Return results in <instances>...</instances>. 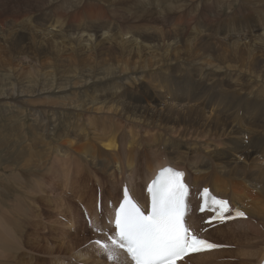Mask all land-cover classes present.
<instances>
[{
	"label": "bare ground",
	"instance_id": "obj_1",
	"mask_svg": "<svg viewBox=\"0 0 264 264\" xmlns=\"http://www.w3.org/2000/svg\"><path fill=\"white\" fill-rule=\"evenodd\" d=\"M79 15L80 12H77L72 17L73 19H77ZM147 18L148 17H146V19ZM56 23L57 22H51L47 26L46 32L48 35H50V37H64L62 39V42L65 44V48H67V50L75 51V48L86 50V48L91 45L90 41L93 38H85L83 35H80L78 37L68 35L70 33L67 32V34L64 27L60 24L57 25ZM146 30L147 28L145 29V31ZM193 30L195 36L203 32L199 29ZM258 30L260 31V33L258 35L259 38L256 40L241 38L239 37V33L234 38L229 39V41H231V46L229 47L227 45H224V47L221 48V51L216 54L215 61L212 60L211 62H209L210 59L208 58L209 56L207 57L208 54L203 57L196 56L197 59L194 56L196 60H194L195 63H193L194 61L191 60L193 61V66L195 67V69H197V71H209L211 68H213L215 70V75L218 72H224L220 68V65L228 60H239V48L241 46H244L246 51H251L254 54H256L257 48H261L262 50L264 49V24L259 26ZM182 32L179 31L176 33L175 31L171 35L173 38V42L170 41L172 46L168 44V41H166L164 37L165 34H162L161 31L158 32L160 33L159 36L158 34L156 35V33H151L154 35V38L155 35L157 36V38L151 42L145 39L148 43L144 44V42H142L144 44L142 48L144 49L145 46L146 50H149L150 55H157V53L159 55L161 50L162 52H165L166 49L170 50V52L172 51V49L176 51L177 46L175 47L174 40L179 41L180 39H182V34H184ZM101 33V36L99 35L100 38L102 37L110 41L121 39V37L117 38V34L112 36L105 32ZM92 34L91 36L93 37ZM143 34L141 35L142 37ZM137 36L139 35L137 34ZM170 37L169 40H171ZM137 38L128 36L127 40L122 39L116 42L117 44L119 43L117 45L118 47H116V51L121 48L123 50V55L129 54V52L125 49L124 44L120 43L122 41L125 44H130L132 48L135 46L137 53L139 51V54H141L139 49L141 43L138 41L139 38ZM187 38L189 40L191 39L189 37H186V39ZM186 39L185 41L187 42ZM199 39L200 38H198V40ZM107 40H105V42H107ZM191 41L192 39L190 40V42ZM201 41H203V39ZM229 41L227 43H229ZM55 43L57 44L58 42L56 41ZM116 43L113 44L116 45ZM94 44L95 42L93 43V45ZM130 45H128V48H130ZM189 45L188 47L190 48L191 46ZM193 47L194 46L192 45V48ZM197 51L199 52V50ZM181 52L182 50L179 53ZM186 52L187 51L185 50V53ZM182 53H184V50ZM113 55L116 56L117 54ZM131 55L133 56V52ZM188 55H186L187 58L190 57V55ZM120 56L122 55H117L116 58H113V60L116 59L115 62H117V64L113 63L115 65L110 64V62H106V64L104 63V65H102L101 63H97V68L103 72L101 75H97L94 73H85L87 74V76L84 79H80L79 77L74 75L69 76L68 79L65 76H61L56 80L54 79L55 86H49L48 90H40L37 94H34V96L39 98L37 100L38 102H41L42 100L45 102L44 105H46V109L35 108L33 112H40L44 115L46 112H49V114H51V117H53L52 120L49 121L52 122L50 123L52 127H49L58 129L60 131L58 134H52L53 138H55L57 141V145H59L57 146V150L55 151V157L53 158L55 159L54 161H59L64 167H71L72 165L76 166L78 168V172L81 174L79 176L74 173L72 176L74 178V176L76 175V180L73 182L72 180L71 182H67L64 186L62 185L63 187H61L57 183L58 176L54 174L49 175L50 181H48V184L46 183L47 185L46 187L44 186L45 188L40 187V184L36 183L37 181L34 178L36 184L33 185L40 188L38 190L37 188H34V190H37V195H32L33 192L31 193L32 196L29 198L27 206L30 209H35L32 216L34 217V220L36 218L38 219L37 221L39 225H37V227L45 224L43 234L45 235V241L47 244L43 245V237L31 235L28 236V241L32 243V246L25 247L24 239L26 237V234H24L23 231L15 233V230L9 227L5 221V219L11 214L0 212V255L14 257V259H16L15 262L19 264H47L50 259H53V261H55V263L53 262V264H112L111 261L105 258L104 254L99 248V245H96L94 243L88 245L87 247H84V244L90 241V239H87L85 241V238L87 237V234L89 232V228H87L86 223L90 224V230H96L94 235L102 236V239H104L105 236L113 235L115 229V210L122 197V191L124 187L131 189L133 195L139 200L138 202L142 206V208L145 211H148L151 203L150 192L148 189L152 179L155 176V173L161 168L171 166L177 170H181L184 173V180L190 185V194L188 197L189 210L186 214L190 227L198 236L207 239L211 243L220 245V247L215 249H207V251L201 253L190 254L187 257L176 261V264H260L264 258V194L259 193L252 182L248 181V183L244 185L235 177H242V166L240 165V163L242 162V157L244 159L245 156H248L249 158L253 159L252 169L259 171L261 173V176L264 178V150L258 152V149L260 147L264 149L262 144L254 138L251 131L239 128H235L234 131L230 132L226 136H223L222 131H220V124L223 120L216 118L218 115L214 114L211 111L210 115H215L216 117L214 116L215 118H213L212 116H210L212 118H209V121L204 124L201 131L193 127L177 129L170 124L153 121L147 118H138L132 116L133 111H140L143 109V107L140 106L139 103L135 104L132 101L133 96L135 95L134 93H132V90L136 89L137 91L142 92V88H144L143 84L139 85L138 82H136V79H139L141 80V82H143L144 74L150 66V68H152L153 66H155V68H159L160 65L163 64L155 61L154 63L149 62L144 64L141 69H138L135 66L129 68L124 65L129 60H124L125 58L122 57L118 58ZM108 60H111V58ZM116 70L119 71L123 76V78H121L122 86L120 88H117V80L112 74V72ZM224 73L227 78V83L233 84L234 89L241 86V89L243 91L247 90V94H255L256 96L260 94L264 95L263 78L245 72L243 69L232 70L230 68H227ZM242 74L247 75L246 80H241L240 76ZM211 81L212 79H207L205 80V83L209 84ZM123 85H128L130 87V91H123ZM23 97V95L19 94L18 97L15 98L17 104H15L14 106L12 104V106H10V102H6L8 101V98L4 97L6 98L4 99L0 97L1 104L5 106L8 104V108L5 110V113L7 115L16 113L18 111V106H21L24 102L22 100ZM13 98L14 97H12V99ZM214 100L218 102H229V100L225 98H214ZM18 102H20V105L18 104ZM250 104L251 103L248 102V105ZM155 105H157V103H155ZM183 105L185 106V104ZM166 107L167 106H165L164 104V106L161 108L164 109ZM12 118L15 117H9L8 115V119ZM62 119L65 120L62 121ZM97 120H99V122ZM105 120H119L121 121V123H118V121H116V123L114 124L116 126H113L111 124V126L108 127L105 125V123L107 124ZM100 123H103L102 126L105 130L101 128H99L101 130L97 129ZM7 124L10 125V123L5 122V124H3L1 128L6 132L5 136L7 138V141L10 143L8 148H6L3 144L2 135H0V151L1 149H3V147L6 148L2 152H0L1 160H3L6 164V159L10 160L8 161V164H16L15 168H18L17 170L20 171V168L22 167L29 165L31 166L33 161L32 158L27 157L29 154L26 155V153L17 149L15 146L17 142L16 134L18 133L16 129H21L20 124V128H9ZM129 125H136L137 127L144 128L146 130L149 128L150 131L146 132L138 128L130 129L127 127ZM106 128L110 129L109 134L107 133ZM115 139L118 140V143H113ZM86 143L94 144L90 146ZM45 144L47 143L45 142ZM96 145H99L100 148H98ZM41 146L37 147L36 153H31L32 155L30 154V156L35 157L39 155L42 152L40 149H43L40 148ZM9 149H14L16 153H11ZM151 151L154 152L157 156L159 155V153L166 155L169 152H173L176 155L172 156L171 158H167L165 156L162 159L151 160L148 156V153ZM197 151L202 152L204 156V161L202 163L199 158H195ZM257 153H261L262 155H258ZM257 156H259V159L256 158ZM105 157L108 158V164L106 166L107 171L103 177H96L89 171H94L96 169V165L99 167L104 166L105 163L103 161V158ZM34 159L36 160V158ZM94 161H96V165ZM50 163L48 162V165L52 166L50 165ZM8 166L10 167L11 165ZM38 167L40 168V166ZM47 167L45 166V168ZM24 169L25 168H23V170ZM42 169L44 168L42 167ZM51 171L49 173H51ZM20 172L22 173V171ZM39 172H37V174ZM43 172L40 173L43 174L42 179L40 178L41 180H43V176L45 175ZM68 172L71 173L70 170ZM231 173H233L235 177L231 176ZM40 174L38 176H40ZM5 175L6 174H4V176ZM8 179V183L11 180L16 182V179L14 178L8 177ZM29 183H31V181H29L28 184ZM97 185H100L101 191L96 194L93 191V187ZM205 188L209 189L211 194L217 197V199L228 201L230 211L224 213V219L210 222V219L216 214V211H214L213 209L217 207L215 205H211V202H209V206H207L205 210L201 211V207H203L202 191ZM27 191L26 193L28 194ZM70 199L76 200L79 205L78 207H81V209L75 207L69 201ZM41 204H45L46 207H48V204H50L51 206L55 204L63 205V211L65 212V214L57 213L54 215H50L49 210L46 209L49 215V217L46 218L45 215L40 214L39 210H37V207ZM236 209L243 211L246 214L245 217H233L234 211ZM84 217L86 218L84 219ZM86 219L88 220L86 221ZM81 223L84 224L83 228H81ZM101 228L103 229L102 232L99 230ZM213 228H215V230L219 232L222 238V240H220L219 242H215L207 237L208 231ZM250 232L252 233V235L249 234ZM14 235H16V242L13 241ZM93 239L101 240L99 238ZM42 245L44 256L41 263L35 261L34 259H30L23 252L24 250L33 251L34 248L37 250H42ZM226 247L227 249H225ZM122 258L124 259L125 264H131V259H129L128 256L125 255ZM2 264L7 263L2 261Z\"/></svg>",
	"mask_w": 264,
	"mask_h": 264
},
{
	"label": "rangeland",
	"instance_id": "obj_2",
	"mask_svg": "<svg viewBox=\"0 0 264 264\" xmlns=\"http://www.w3.org/2000/svg\"><path fill=\"white\" fill-rule=\"evenodd\" d=\"M263 5L264 0H0V97L8 98V101L6 102H10L9 105L14 106L17 104L15 98H17L19 94L24 96L22 98L24 101L22 104L23 106H18V111L16 113H12L11 115L8 114L9 117H15L12 119H8V115L5 113L8 104L5 106L0 103V106L2 107H0V135H2L4 146L8 148L10 142L7 141L5 136L6 132L3 131L1 126L5 124V122H8L10 123V125L7 124L9 128L21 127V129H16L18 133L16 134L17 142L15 146L17 149L26 153V155L29 154L27 157L32 158L33 161L31 166L29 165L20 168V171H22L21 173L17 170L18 168H15L16 164H8V161L10 160L6 159L7 164L11 165L9 167L3 160H1L0 156V212L11 214L5 219V221L9 227L15 230V233L23 231L24 234H26L24 239L25 247L32 246V243L28 241V236L31 235L43 237V245L47 244L45 241V235L43 234L45 224L37 227V225H39L37 221L38 219L36 218L34 220V217L32 216L35 209H30L27 206L29 198L34 194L37 195V190L40 187H46L48 181H50L49 175H57V183L63 187L67 182H71V180L72 182L75 181L76 175L80 176L81 174L78 172L76 166L72 165L71 167H64L59 161H54L55 159L53 158L55 157V151L59 145H57V141L53 138V135L58 134L60 131L51 128L52 125H50V123L52 122L49 121L52 120L53 117H51L49 112H46L45 115L40 112H33L35 108L46 109V105H44L45 102L43 100V102H38L37 100L39 98L34 96V94H37L40 90H48L49 86H55V80L61 76H65L68 79L69 76L74 75L80 79H84L87 76L85 73L101 75L103 72L97 68V63H101L102 65H104V63L106 64V62L117 64V62H115L116 59L113 60L117 55H122L118 58L122 57L125 58L124 60H129L124 64L129 68L135 66L138 69H141L146 63H154L155 61H158L160 64H163L159 67L161 69L157 66V68H155V66L150 68V66L145 73L146 75L144 74L143 82L136 79V82H138L139 85L143 84L144 88H142V92L137 91L136 89L132 90V93L135 94L132 101L135 104L139 103L143 109L140 111H133L132 116L170 124L177 129L193 127L201 131L204 124L209 121V118L216 117L215 115H210L211 111L218 115L216 118L223 120L220 124V131H222L223 136L228 135L230 132L234 131L235 128L248 130L253 133L254 138L264 147V95L260 94L256 96L255 94H247V90L243 91L241 86L234 89L233 84L227 83V78L224 73L227 68L232 70L243 69L245 72L264 79V49L257 48L256 54H254L251 51H246L244 46H241L239 48V60H228L222 63L220 68L224 72H218L216 75L213 68L209 71H197L192 64L195 58L197 59V57H203L207 54V57L209 56L208 58L210 59L209 62L212 60L215 61L216 54L221 51V48L224 47V45L230 47L231 41H229V39L234 38L238 33L239 37L244 39H258L260 33L258 28L264 24ZM77 12H80V15L77 19H73L72 16ZM146 17L148 18L146 19ZM51 22H57V25H62L65 32L70 33L67 34L72 35L73 37L83 35L85 38H93L90 41L91 45L86 48V50H80L79 48H75V51L67 50L65 44L62 42L64 37H50V35L47 34L46 28ZM146 28L147 32L145 31ZM193 29H199L203 32L195 36ZM160 31L162 34H165L164 37L171 46V42H173L171 35L175 31L176 33L183 31L182 33L184 34H182V39L179 41L174 40V45L175 47L177 46L176 51L172 49L170 52V50L166 49L165 52H162L161 50L159 55L158 53L157 55H150L149 50H146L145 46L144 49L142 47L145 43H148L147 41L151 42L156 39V35L158 34L159 36L160 33L158 32ZM101 32H105L112 36L117 34V38L121 37V39L110 41L102 37L100 38L102 34ZM149 32L156 33L155 38L154 35ZM136 33L139 36H137ZM142 34L143 37L141 36ZM128 36L139 38L137 39L141 43V46L139 47L141 54H139V51L137 53L135 46L134 49L130 44H125L122 41L120 43L124 44V47L129 54L123 55V50L121 48L116 51V47H118L117 45L119 44L116 42L122 39L127 40ZM146 36H150L148 37L150 39ZM185 36L191 38L192 41L190 42L191 39H186ZM169 37L171 40H169ZM198 38L200 39L198 40ZM201 38L204 42L201 41ZM145 39H147V41ZM55 40L58 42L57 44L55 43ZM105 40H107V42H105ZM227 40L229 43H227ZM96 41L101 42L98 43ZM94 42L95 44L93 45ZM142 42H144V44ZM196 42L198 46L196 45ZM113 43H116V45ZM128 45H130V48L132 49L128 48ZM188 45L191 47L189 48ZM192 45L194 46L193 48ZM180 49L182 52L184 50V53H179L181 51ZM196 49L199 50V52ZM185 50L187 51V54L185 53ZM132 52L133 56L131 55ZM188 53L190 57L187 58L186 55H188ZM113 54L117 55L114 56ZM59 57L61 61L59 60ZM110 58L111 60H108ZM195 61L193 63H195ZM161 70L165 72H162ZM112 74L117 80V88H120L122 86L121 78H123V76L117 70L113 71ZM246 76L247 75L242 74L240 76L241 80H246ZM207 79H212V81L209 84H206L205 80ZM126 90L130 91V87L128 85H123V91ZM12 97L14 98L12 99ZM214 98H225L228 99L229 102H218L215 101ZM248 102L251 104L248 105ZM155 103H157L158 107ZM173 103L176 104L174 105ZM18 104L20 105V102H18ZM164 104L167 107L162 109L161 107H163ZM183 104H185V106ZM35 114H38V117ZM63 120L65 119H62V121ZM97 121L99 122V120ZM105 121L108 124L105 123V125L108 127L111 126V124L116 126L114 125L116 121L121 123L119 120ZM100 124L97 128L98 130L103 129V123ZM127 127L130 129L138 128L146 132L150 131L149 128L146 130L144 128H139L136 125H129ZM108 129L106 128L107 133L109 134L110 129ZM45 142L47 144H45ZM113 143H118V140L115 139ZM86 144L91 146L94 143ZM39 146H41L40 148H43L40 149L42 152L35 157H31L30 154H35L37 147ZM96 146L100 148L99 145ZM5 147H3L0 152L6 149ZM9 150L11 153H16L14 149ZM263 150L264 149L260 147L258 152ZM257 154L262 155L261 153ZM175 155L176 154L173 152H169L166 155L159 153L158 156L152 151L148 153L151 160L162 159L165 156L171 158ZM34 158H36V160ZM195 158H199L201 163L204 161V156L200 151H197ZM256 158L259 159V156ZM103 161L105 165L101 167L97 166L96 161H94L96 169L89 172L96 177H103L107 171L106 166L108 164V158H103ZM48 162H51L52 164L50 163V165L52 166H49ZM240 165L242 166V177L237 178L233 173H231V176L235 177L244 185H246L248 181L252 182L257 191L264 194V178L259 171L252 169L253 159L248 156H245L244 159L242 157ZM35 166L37 168L40 166V168L37 169ZM45 166L48 167L45 168ZM42 167L44 169H42ZM23 168L25 169L23 170ZM49 170H52L51 173H49ZM69 170L71 173L68 172ZM39 171H44L43 173L45 174V177L43 176V180H41L43 174H40L42 172ZM37 172L39 173L37 174ZM74 173L76 175L73 178L72 175ZM4 174L6 175L4 176ZM39 174L40 176H38ZM8 177L16 179V182L11 180L8 183ZM34 178L37 181L36 183L40 184V187L33 185L36 184ZM27 180L28 182L31 181V183H29L30 185ZM34 188H37V190H34ZM93 191L96 194L100 192V185L93 187ZM69 201L75 207L79 206L76 200L70 199ZM78 208L81 209V207ZM46 209L49 210L50 215L57 213L65 214L63 211V205L55 204L51 206L48 204V207H46L45 204H41L37 207L40 214H43L48 218L49 215ZM85 218L86 217H84V219ZM87 220L88 219H86V221ZM86 224L87 228H89V232L85 241L87 239H90V241L85 243L84 247L94 244L96 240L93 238H103L102 236L94 235L96 230H90V224ZM83 227L84 224L81 223V228ZM249 234L252 235L251 232ZM207 237L215 242L222 240L219 232L215 230V228L208 231ZM15 240L16 235H14L13 238V241ZM43 245L42 250L34 248L33 251L24 250L23 252L30 259H34L41 263L44 256ZM225 249H227V247ZM9 257L10 256L0 255V264H2V261L7 264H19L15 262L16 259H14V257ZM53 262L55 263L53 259H50L47 264H53Z\"/></svg>",
	"mask_w": 264,
	"mask_h": 264
},
{
	"label": "snow or ice",
	"instance_id": "obj_3",
	"mask_svg": "<svg viewBox=\"0 0 264 264\" xmlns=\"http://www.w3.org/2000/svg\"><path fill=\"white\" fill-rule=\"evenodd\" d=\"M183 176V172L171 167L160 169L148 189L152 205L147 215L132 199L129 190H123V201L115 210L114 234L94 242L107 260L112 264H125L122 257L126 255L134 264H176L177 259L189 252L220 247L200 238L185 224L190 192ZM202 200L201 211L211 202L217 206L213 210L221 220L225 218L224 213L230 211L228 201L217 199L207 188L203 189ZM235 215L245 217L246 214L236 209Z\"/></svg>",
	"mask_w": 264,
	"mask_h": 264
}]
</instances>
